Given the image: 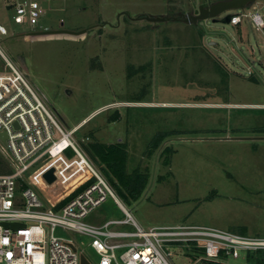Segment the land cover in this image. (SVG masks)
Returning <instances> with one entry per match:
<instances>
[{
    "label": "rangeland",
    "instance_id": "obj_1",
    "mask_svg": "<svg viewBox=\"0 0 264 264\" xmlns=\"http://www.w3.org/2000/svg\"><path fill=\"white\" fill-rule=\"evenodd\" d=\"M18 1L0 6L9 32L0 36L1 51L66 129L84 122L74 138L139 226L264 238V28L251 19L255 12L264 19L263 1L219 17L245 15L240 26H196L174 19L228 0H35L43 12L37 28L14 23ZM3 63L0 56V71ZM159 135L166 137L158 145ZM106 162L148 177L140 197L126 194ZM3 165L0 173L9 171ZM88 178L33 189L56 204ZM124 217L109 197L85 222ZM57 235L84 245L97 264L88 237ZM228 264H264V252H243Z\"/></svg>",
    "mask_w": 264,
    "mask_h": 264
},
{
    "label": "built area",
    "instance_id": "obj_2",
    "mask_svg": "<svg viewBox=\"0 0 264 264\" xmlns=\"http://www.w3.org/2000/svg\"><path fill=\"white\" fill-rule=\"evenodd\" d=\"M6 0H0V6ZM11 8L10 4L6 5ZM40 4L35 0L13 5L15 24L40 26ZM245 15H233L237 26ZM258 30L264 28L260 13L251 15ZM0 23V36H8ZM0 71V264H82L84 245L57 235L71 231L89 238L97 264H228L241 254L264 251V238L247 237L204 226H170L144 230L122 205L112 185L96 169L74 136L82 124L66 129L32 87L23 71L1 51ZM4 135V139L1 137ZM54 170L55 181L46 175ZM86 182L63 200L46 204L33 187H63L79 175ZM125 215L93 226L85 219L108 198ZM17 224V228L5 227ZM131 226L134 231L117 227ZM119 251L121 252L119 254Z\"/></svg>",
    "mask_w": 264,
    "mask_h": 264
},
{
    "label": "water",
    "instance_id": "obj_3",
    "mask_svg": "<svg viewBox=\"0 0 264 264\" xmlns=\"http://www.w3.org/2000/svg\"><path fill=\"white\" fill-rule=\"evenodd\" d=\"M264 0H228V1H222L218 2L216 4H213L210 7H205L203 5L198 6L196 5V10L194 14L190 15H184L181 14L179 18H181L184 22L188 24H193V25H198L199 23L203 25L206 21L212 20V23H223V24H230V21L233 17V15L229 14L227 15L224 19H219V17L224 14L225 12L232 11V10H241L245 9L248 6L260 2ZM179 18H175L174 20H178ZM150 22H164L167 21L166 18H146ZM73 33V35H79L84 33ZM70 33V32H68ZM1 137L4 139V135H1ZM54 170H51L50 172L47 173L46 179L48 180L49 183H53L55 181V177L53 175ZM5 227H11V228H17V224H6ZM82 264H88L86 259L83 257L82 258Z\"/></svg>",
    "mask_w": 264,
    "mask_h": 264
},
{
    "label": "trees",
    "instance_id": "obj_4",
    "mask_svg": "<svg viewBox=\"0 0 264 264\" xmlns=\"http://www.w3.org/2000/svg\"><path fill=\"white\" fill-rule=\"evenodd\" d=\"M165 137H166V135L165 136L159 135L156 137L155 141L157 140V144L159 145L160 142H163ZM89 155L91 156L90 152H89ZM92 159H93V157H92ZM106 163H107V168L110 169L114 173L115 177L119 178L120 184L125 189L126 194H128L129 197L131 196V198H133V199H137L138 197H140V195L144 192V190L148 184V177L146 175H141V174H133V175L128 174L127 175L125 172V167L123 164L114 163V162L113 163L106 162ZM103 172H105V171H103ZM104 176L106 177L105 174H104ZM109 177L110 176L108 175V178ZM110 180H112V179H110ZM110 180H108V181L113 184V181L111 182ZM260 252H264V251H258V253H260ZM250 254H248V255H250Z\"/></svg>",
    "mask_w": 264,
    "mask_h": 264
},
{
    "label": "crops",
    "instance_id": "obj_5",
    "mask_svg": "<svg viewBox=\"0 0 264 264\" xmlns=\"http://www.w3.org/2000/svg\"><path fill=\"white\" fill-rule=\"evenodd\" d=\"M179 17H180V16H178L177 18H179ZM178 20H181V22H184L181 18H179ZM178 20H177V21H178ZM184 23H186V22H184ZM187 24H188V23H187ZM189 25H190V24H189ZM240 25H241V24H239V25H237V26H240ZM196 26H197V25H196ZM83 123H84V122H81V123L78 124V125H81V124L83 125ZM78 125H77V126H78Z\"/></svg>",
    "mask_w": 264,
    "mask_h": 264
}]
</instances>
